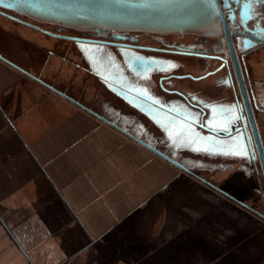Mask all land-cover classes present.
Segmentation results:
<instances>
[{"label": "crops", "instance_id": "crops-1", "mask_svg": "<svg viewBox=\"0 0 264 264\" xmlns=\"http://www.w3.org/2000/svg\"><path fill=\"white\" fill-rule=\"evenodd\" d=\"M19 31L38 54L35 72L26 73L22 64L0 52V112L17 122L19 146L6 144H15L9 153L19 157L22 249L39 264H161L156 257L174 254L175 264H210L203 258L215 254L214 228L226 218H217L210 203L194 200L195 186L216 191L193 173L196 143H174L165 126L175 133L177 125L152 118L151 112L152 121L144 112L125 111L139 115L140 122L132 128L156 136L153 146L187 168L181 169L77 108L47 85L65 91L71 81L79 83L81 75L64 60L46 56L42 41L31 31ZM251 66L259 74L258 65ZM7 150L0 148V158ZM1 174L8 192V173ZM245 209L242 212L260 218ZM22 257L19 263L27 264Z\"/></svg>", "mask_w": 264, "mask_h": 264}, {"label": "flooded vegetation", "instance_id": "flooded-vegetation-1", "mask_svg": "<svg viewBox=\"0 0 264 264\" xmlns=\"http://www.w3.org/2000/svg\"><path fill=\"white\" fill-rule=\"evenodd\" d=\"M218 1L219 30L209 36L79 30L34 20L4 7H0V16L17 23L19 30L31 31L42 41L46 56L64 60L81 75L79 83L71 81L61 92L96 120L153 146L157 137L132 128L140 122L139 115L125 111L151 112L152 118L165 124L192 127L187 136L201 149L193 157L196 165L215 155L249 157L253 163L256 153L231 52L244 76L264 147V79L254 78L248 65L249 60L264 63V0ZM255 83L263 85L257 89ZM47 87L60 91L51 84ZM214 90L223 94H214ZM168 110L173 116L163 118ZM183 116H192L194 122ZM209 120L213 123L206 126Z\"/></svg>", "mask_w": 264, "mask_h": 264}, {"label": "rangeland", "instance_id": "rangeland-1", "mask_svg": "<svg viewBox=\"0 0 264 264\" xmlns=\"http://www.w3.org/2000/svg\"><path fill=\"white\" fill-rule=\"evenodd\" d=\"M16 24L0 16V52L7 59L22 64L24 66L22 70L32 75L35 72L34 57L38 54L35 52L33 44L19 33V26ZM255 61L252 64L250 60L248 61L252 76L263 80L264 63L261 65L257 63V67ZM251 65L254 68L257 67V71L261 75L255 74ZM262 85L261 83L254 84L257 89ZM15 88L19 89L18 83ZM213 93L223 94L217 90ZM4 113L0 112V116H2V118L0 117V148L8 150L2 151L3 158H0V264H21L19 255L21 259L23 258L22 254L26 260L25 263L39 264L35 261L36 257L28 256V251L22 249L25 245L19 237V157L9 153L14 148L16 149V145L6 144L11 141L17 142V146H19L18 133L16 132L17 122L10 119L9 116L6 118ZM8 153L11 157L6 161L4 157ZM184 154L191 156L187 152ZM12 155H14L13 158ZM203 161L200 165L192 164L194 175L205 179L211 186L217 187L220 191H226L233 199H236V201L229 199L216 188L215 192H211L204 186L202 188L195 186L194 200L196 199L199 204L210 203L213 205L212 209H214L217 218H226L225 223L217 221L214 228L217 234L215 254L203 259L208 258L211 261L210 264H264V182L258 161L254 160L252 163L249 157L247 160L234 157L224 159L216 155ZM184 163L186 164V161ZM2 171L7 172L9 176L10 191L8 192H5L6 188L1 185ZM183 186H186V182ZM184 194L187 195L186 188H184ZM9 201L14 203H7ZM222 203L232 204L223 206ZM239 207L241 211L238 209ZM244 207L255 212L260 218L254 219L252 215L242 212L246 210ZM228 219L230 220L228 221ZM224 249L225 251L220 253ZM156 258L162 261L161 264L176 263L175 254L170 257L162 255Z\"/></svg>", "mask_w": 264, "mask_h": 264}, {"label": "water", "instance_id": "water-1", "mask_svg": "<svg viewBox=\"0 0 264 264\" xmlns=\"http://www.w3.org/2000/svg\"><path fill=\"white\" fill-rule=\"evenodd\" d=\"M218 2V0H0V7L11 9L34 20L79 30L99 32L103 28L110 32L138 31L209 36L219 30L221 8ZM231 55L236 84L240 89L256 153V156L253 155L252 158L254 160L255 157L257 158L264 182V147L239 62L233 52ZM56 92L68 98L65 93ZM144 114L149 116L148 112ZM166 114L173 116V111L168 110ZM198 116L201 118L202 115L198 114ZM183 118L190 123L194 122L192 116H183ZM127 135L163 156L170 163L187 170L183 164L153 146L129 132ZM202 181L207 182L204 179ZM215 188L220 191L217 187ZM221 192L236 201L227 192Z\"/></svg>", "mask_w": 264, "mask_h": 264}, {"label": "snow or ice", "instance_id": "snow-or-ice-1", "mask_svg": "<svg viewBox=\"0 0 264 264\" xmlns=\"http://www.w3.org/2000/svg\"><path fill=\"white\" fill-rule=\"evenodd\" d=\"M139 59V57H137ZM144 94H147L146 92ZM158 103V101H156ZM212 120L207 121L206 126H211L212 125ZM165 130L169 132L170 138L173 139V142L175 143L177 140L181 141V144L184 142H191L190 138L187 136V133L191 131V128L187 124H182V125H177V131L173 133V131L170 130L169 126H165ZM227 130V129H225ZM196 150H201V149H196ZM204 151H207V149H202ZM236 154H241V153H236ZM246 155V153H243Z\"/></svg>", "mask_w": 264, "mask_h": 264}]
</instances>
